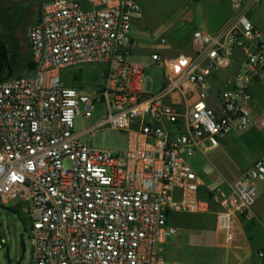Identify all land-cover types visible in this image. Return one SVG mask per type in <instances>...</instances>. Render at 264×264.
I'll return each mask as SVG.
<instances>
[{
  "label": "built area",
  "instance_id": "1",
  "mask_svg": "<svg viewBox=\"0 0 264 264\" xmlns=\"http://www.w3.org/2000/svg\"><path fill=\"white\" fill-rule=\"evenodd\" d=\"M230 2L231 19L211 32L194 28L188 52L150 54L163 84L148 94L143 67L128 60L139 0H42L27 31L32 69L0 80V203L27 204L32 264H213L165 257L178 231L174 213L210 214L215 245H241L264 153L226 186L207 190L186 158L245 131L250 85L264 89V36L248 15L264 0ZM236 51L226 87L211 92V78ZM95 64L101 75L91 85L61 74ZM96 106L103 117L75 131V116L90 117ZM104 127L125 132V147L92 144Z\"/></svg>",
  "mask_w": 264,
  "mask_h": 264
},
{
  "label": "rangeland",
  "instance_id": "2",
  "mask_svg": "<svg viewBox=\"0 0 264 264\" xmlns=\"http://www.w3.org/2000/svg\"><path fill=\"white\" fill-rule=\"evenodd\" d=\"M139 2L143 4L145 12L136 16L128 60L143 67L142 90L153 94L163 84V68L150 59V54L157 50L163 58H169L178 52H188L191 47L190 23L193 27H201L197 25V20H200L203 14H191V19L187 14H181L182 11H188V4L183 0H139ZM41 3L42 0H0V39L7 46L10 64L8 73L4 76L21 75L31 70L27 31L30 24L38 17ZM161 36L167 38V44L163 45L159 42ZM100 69V65L97 64L86 65L80 69L68 67L62 69L61 74L68 83H75L84 78L91 85L99 79ZM218 72L221 73L222 70ZM260 90L261 101L264 102V90L262 88ZM103 114V107L96 106L90 117L76 115L75 131L90 127L100 120ZM262 131L264 126H250L238 137L220 138L219 145L206 152L198 151L187 155V160L203 177L207 187L213 188L221 183L222 175L233 176L239 167H247L250 164L252 154L264 151ZM126 142L125 132L110 127L98 130L91 138L92 144L112 150L124 148ZM26 206L25 202L21 203L17 198H11L7 203H0V239H3V246L0 247V264H32V240L28 218L24 211ZM199 215L201 214L179 213L174 216L176 219L173 218L172 222L178 227V231L176 235L171 236L174 247L164 251L167 258L181 261H212L210 254L217 250L214 229L210 225L193 224Z\"/></svg>",
  "mask_w": 264,
  "mask_h": 264
},
{
  "label": "crops",
  "instance_id": "3",
  "mask_svg": "<svg viewBox=\"0 0 264 264\" xmlns=\"http://www.w3.org/2000/svg\"><path fill=\"white\" fill-rule=\"evenodd\" d=\"M183 2L185 4H188V11H182L181 14H187L190 19L192 18L191 14H203L202 17H200V20H197V25L199 24V26L201 27H193L192 23H190L191 32L194 28H200L204 31L209 32L214 31L220 28L225 23H227L231 19L232 14H234V10L232 8L230 0H183ZM192 3H194L195 6ZM140 4L141 11L139 14H143L145 12V9L141 2ZM248 15L252 23L259 29L262 36H264V4L256 2L255 4L250 5L248 9ZM136 18L137 17H135L133 20L132 34L134 31L133 25L136 22ZM240 57L241 52L236 51L235 59L231 63V65L228 68L223 69L221 73H216L211 78V92L215 93L226 87V79L230 73L236 70ZM250 88L252 92V99L249 101L248 106L251 113L252 121L249 127L260 125V122L264 119V102L261 101L262 91L260 90L261 88L263 89V87L260 81L254 80L251 83ZM262 132L264 137V131ZM241 133L242 132L234 131L224 137L230 136L233 139V137H238L239 134L241 135ZM245 147L250 150V148H248L247 146ZM263 153L264 151L262 153L257 151L252 154L250 164L247 167H239L233 176L226 177L222 175L221 183L219 184L226 186V184L230 180L246 171L253 164V162ZM197 174L203 182L202 189H210L204 182L203 177H201L198 172ZM176 214L179 213H174L170 216V221L172 224L173 218L174 220L176 219V217H174ZM200 214L201 215H199V217L195 218L193 224H196L197 226L210 225L213 228L212 216L210 214ZM177 219L179 220L180 218ZM260 220H264V178L257 181V196L255 202L252 205L251 211L248 214L244 215V217L242 218L240 234L241 245L235 248L220 247L215 245L217 247V250H214L210 254V257H212V261L209 260L206 262H211L213 264H264V226L262 224V221ZM169 247H174V244L171 241V237L164 244L163 253ZM258 252H263V255L259 256ZM172 253H174V251H172Z\"/></svg>",
  "mask_w": 264,
  "mask_h": 264
},
{
  "label": "trees",
  "instance_id": "4",
  "mask_svg": "<svg viewBox=\"0 0 264 264\" xmlns=\"http://www.w3.org/2000/svg\"><path fill=\"white\" fill-rule=\"evenodd\" d=\"M31 69L33 67L32 61H31ZM9 62H8V50L5 42H3L0 39V80L10 77V76H4L5 73H8L9 70ZM76 82V81H75Z\"/></svg>",
  "mask_w": 264,
  "mask_h": 264
}]
</instances>
